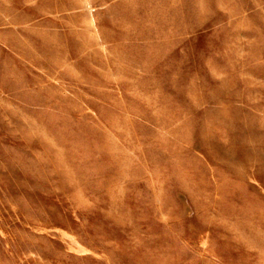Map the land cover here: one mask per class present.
Returning a JSON list of instances; mask_svg holds the SVG:
<instances>
[{
	"label": "rangeland",
	"instance_id": "rangeland-1",
	"mask_svg": "<svg viewBox=\"0 0 264 264\" xmlns=\"http://www.w3.org/2000/svg\"><path fill=\"white\" fill-rule=\"evenodd\" d=\"M0 264H264V0H0Z\"/></svg>",
	"mask_w": 264,
	"mask_h": 264
}]
</instances>
